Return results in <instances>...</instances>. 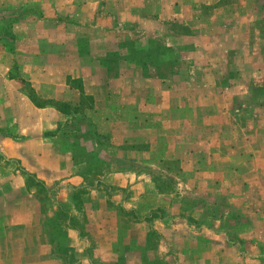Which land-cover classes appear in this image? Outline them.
Wrapping results in <instances>:
<instances>
[{
	"label": "crops",
	"instance_id": "0c3cea01",
	"mask_svg": "<svg viewBox=\"0 0 264 264\" xmlns=\"http://www.w3.org/2000/svg\"><path fill=\"white\" fill-rule=\"evenodd\" d=\"M202 1L210 4L219 0ZM222 6L215 11H227L229 15L232 6ZM192 8L189 0H82L81 22L62 23L66 30L64 41L81 37L87 38L90 45L84 52L87 63L81 61L77 66L68 65V54L55 57L41 49L45 41L56 43L57 39L35 33L23 36L25 43L17 56L19 75L31 82L40 97L49 100L44 105L35 103L21 84L22 79L11 76V65L5 70L8 63L2 61L0 129L5 133L0 135V154L17 158L43 180L52 197L48 206L54 207L47 209L36 189L28 186L24 173L5 166L0 158V264H158L146 261L156 234L161 240L157 248L167 249L161 253L165 263L173 255L169 250H174L178 256L173 261L179 264H220L213 257L224 252L225 248L217 244L230 228L226 224L227 231H218L221 218L211 210L221 211L214 201L216 194L233 196L232 202L226 204L227 213L244 215L250 230L244 237L249 244L256 240V230L264 231V213L238 192L255 187L252 183L258 178L252 180L243 168L259 162L262 150L255 142L257 138L233 135L220 124L227 120L233 123L230 101L235 88L219 90L216 81L199 86L212 98L225 100L227 118L220 121L210 116L209 108H216L212 104L205 108L207 116L201 124L199 120L189 123L188 109L200 103L188 102L187 93L170 80L135 70L115 77L106 86L100 73L105 52L121 51L128 44L140 48L161 35L168 45H172V37L178 45L194 43L198 60L206 52L201 48L219 37L210 36L218 16L199 13L196 31L173 36L172 22L190 25ZM234 40L223 39L227 45L236 43ZM59 64L64 67L62 72L57 71ZM69 77H79L83 87L73 86ZM86 95L95 99L92 120L111 144L105 154L98 151L96 155L103 175L95 183L90 182L94 171L91 163L72 151H63L55 142L60 124L78 116V107ZM57 102L66 108H60ZM204 104L210 106L211 102L205 100ZM196 126L206 132L201 131L196 138L189 136ZM129 144L147 147H137L127 154L123 146ZM115 157H128L125 159L142 167L114 166ZM168 159L177 160L179 171L186 175L184 180L175 176L181 191L162 189L158 183L156 171L165 169L170 164ZM260 159L264 164V157ZM147 167L151 171L145 172ZM114 187L116 191L111 193ZM235 196L241 202L236 203ZM62 211L65 215L58 213ZM250 217L260 226L251 230ZM51 218L65 227L64 242L71 250L69 260L53 241ZM194 253L195 262L191 260ZM260 258L264 264V255ZM244 261L248 262L246 258Z\"/></svg>",
	"mask_w": 264,
	"mask_h": 264
},
{
	"label": "rangeland",
	"instance_id": "374dc122",
	"mask_svg": "<svg viewBox=\"0 0 264 264\" xmlns=\"http://www.w3.org/2000/svg\"><path fill=\"white\" fill-rule=\"evenodd\" d=\"M189 3L193 5V20L190 21V25L173 21V36L180 32H191L192 29L196 31L199 13L203 12L208 17L211 15L218 16L217 21H215L214 33L210 36L219 34L220 38L215 37V42L211 40V44L207 48L202 47L201 51L206 50V52L200 54L198 60L195 58L197 54L194 51L196 50L194 43L188 44V46L178 45L175 43L177 39L172 37V42L170 40L172 45H168L165 38L162 37L163 35H161L157 39L152 40L150 44H145L140 46V48H137L134 44H128L124 45L121 51L105 52L100 69V73L103 76L102 79L104 84L109 86L115 77L139 70V72L148 76H158L170 80L177 88L181 87L182 92L185 91L187 93L188 102L191 101L193 104L195 102L200 103L199 106L194 105L188 109L189 123H196V120H199L200 124L202 118L207 116L206 112L208 109L205 108L214 104L216 108H209L210 116L222 121L227 118L225 116L227 107L223 108L225 104L223 101L225 100L212 98L211 95L201 92L199 86L203 84L213 85L216 81L219 90L224 91L228 87L235 88V91L231 90L233 98L230 101L233 123L227 120L220 124H224L222 127L224 131L234 132L233 135L240 134L244 138L249 136V139L257 138L255 142L262 150L261 154H258L259 162L256 161L251 166L243 168V171L244 173L249 172L250 175L248 176L252 180L258 178L256 180L258 182L257 184H255L256 181L252 183L255 187L240 189L238 192L251 200V203L257 206L258 211L261 210V213H264V186L261 187L262 184L264 185V164L260 161V156L264 157V0H219L210 4H206L202 0H189ZM222 5L232 6L228 11L229 15L226 14L227 11L226 13L215 11L219 7H223ZM81 8L82 0H0V69H3L1 66L3 62L8 63L4 69L7 70L11 65L9 69L10 75L22 79L19 75L17 56L21 51V46L25 43L23 36H34V33L39 35V37L48 35L57 39L56 43L45 41L41 46L44 53H54L56 54L55 57L68 54L71 57V63L69 64L67 61L70 66H77L78 62L81 61V63L86 64L87 56L84 52H87V49L90 48L87 38L79 37L69 41L63 40L66 30L62 23L69 21L81 22L83 18ZM49 23L52 24L49 25ZM219 26L220 28L218 29ZM233 27L235 29H231ZM224 38H230V40L233 38L236 43L227 45L225 43L228 39L223 41ZM68 65H65V67ZM56 67L58 72L63 71L64 67H61L60 64ZM51 70H53V66ZM213 72H216V74ZM68 81L77 88L81 89L83 87V82L79 77H69ZM177 81H181V84ZM21 84L30 92L31 98L36 104L44 105L49 103L48 99L40 97L35 92L30 81L22 79ZM82 98V104L78 107V116L69 121L63 120L59 131H57L58 137L55 142L63 151H72L79 159L87 160L91 163L94 171L90 182L93 183L96 179L101 180L103 175L100 172L102 163L97 159L96 155L98 151L101 155L105 154L107 148L110 149L111 144L110 138L99 133L97 125L92 120L91 111L94 107L95 99H93V96L87 95ZM205 100L211 102L210 106L204 104ZM218 102H222L221 107L218 106ZM57 103L60 108H66L64 107L66 106L65 104ZM201 131L206 132V130L196 126L195 129L189 132V136L196 138ZM4 133L5 130L0 129V135ZM193 142L194 140L191 141V143ZM137 147L144 148L147 147V144L124 145L123 150L128 154ZM0 158L4 159L5 166L14 170L20 169L26 177L28 176L33 185L32 187L36 189L38 199L44 202L47 209H53L54 206H48L52 197H49L50 191L47 185L45 190L42 188V184H37V179H33L32 172L22 166L17 158H5L1 154ZM125 158L128 157H115L113 159L114 166L124 165L131 167V169L142 167L139 163ZM168 161L170 164L165 169L156 171L158 183L163 186L162 189L181 191V186L178 184L179 179L176 177L179 176L184 180L186 175L179 171L180 166L177 160L168 159ZM149 170L148 167L144 169L145 172H149ZM115 189V187L111 188V193H114ZM82 195L80 192V196ZM25 196L27 197L28 194H25ZM84 197L86 196L84 195ZM235 197L236 203H238L240 197ZM214 199L216 203H219L217 207L221 210L217 212L215 208L211 209L221 218L218 222V231L220 233L227 231L226 224H228L230 229H228V235L222 237L219 240L220 243L218 242L217 244L225 248L224 252H219L217 256L213 257V261L220 264H226L228 261L236 264H247L250 259L252 264H261L263 260L260 255H264V231L256 230L257 236L254 237L256 240L252 242V245L249 244L250 240L244 237V234L250 231L248 221L245 219L243 221L242 217L244 215L241 212H237L233 216V213L230 212L231 214L228 216L226 204L232 202L233 196H228L226 193L224 195L216 194ZM250 218L249 225L251 230L260 226L258 221L253 220L252 217ZM261 218L264 217L261 215ZM262 223L264 224V220H262ZM50 224L53 230L54 242L60 247L58 249L63 252L64 257L69 260L71 258V250L64 242L66 236L65 227L59 226V222L52 218ZM160 241V236L156 234L152 245L154 248H150L147 251L146 261H155L158 264H179L177 260L173 261L174 256H178L174 250H169L173 254L169 263L163 261L161 253L167 252V249H164V251L157 248ZM226 248H234V251L232 249L226 251ZM253 248L263 249L260 251ZM194 257L195 253L191 258L195 262ZM245 258L248 260L246 263L244 261Z\"/></svg>",
	"mask_w": 264,
	"mask_h": 264
},
{
	"label": "trees",
	"instance_id": "16d2710c",
	"mask_svg": "<svg viewBox=\"0 0 264 264\" xmlns=\"http://www.w3.org/2000/svg\"><path fill=\"white\" fill-rule=\"evenodd\" d=\"M31 173V172H30ZM33 176V179L35 178V179H37L36 181H37V184H42L41 186H42V188H44L45 190H46V185H45V182H43V180H41V179H39V178H37V176H36V174H34V173H31ZM29 175V174H28ZM30 176V175H29ZM27 184H28V186L29 187H32L33 185L31 184V182H30V180H29V178H28V176H27ZM81 191H79V193H80ZM58 213H60L61 215H65V212H58ZM53 241H54V238H53Z\"/></svg>",
	"mask_w": 264,
	"mask_h": 264
}]
</instances>
